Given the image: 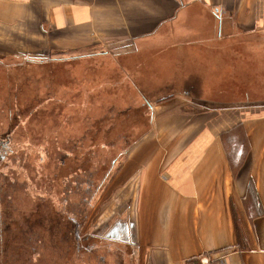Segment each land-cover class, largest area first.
Segmentation results:
<instances>
[{
	"label": "crops",
	"instance_id": "0c3cea01",
	"mask_svg": "<svg viewBox=\"0 0 264 264\" xmlns=\"http://www.w3.org/2000/svg\"><path fill=\"white\" fill-rule=\"evenodd\" d=\"M154 36L145 47L162 36L185 89L151 102L147 132L101 179L110 207L87 245L99 264H264V0H0V57L129 54Z\"/></svg>",
	"mask_w": 264,
	"mask_h": 264
},
{
	"label": "rangeland",
	"instance_id": "374dc122",
	"mask_svg": "<svg viewBox=\"0 0 264 264\" xmlns=\"http://www.w3.org/2000/svg\"><path fill=\"white\" fill-rule=\"evenodd\" d=\"M188 37L184 45L194 43ZM152 39L136 41L129 54L97 46L0 57V264H99L87 239L110 207L96 200L100 181L140 138L151 102L186 85L178 71L168 74L180 67L164 65L162 36L145 47ZM70 144L83 149L64 153Z\"/></svg>",
	"mask_w": 264,
	"mask_h": 264
},
{
	"label": "trees",
	"instance_id": "16d2710c",
	"mask_svg": "<svg viewBox=\"0 0 264 264\" xmlns=\"http://www.w3.org/2000/svg\"><path fill=\"white\" fill-rule=\"evenodd\" d=\"M51 74L53 75L54 73L53 72H51ZM47 99V100H46ZM45 100H44V102H45V104L46 103H49V101L52 99V98H50V97H47ZM142 106V105H141ZM123 112L125 113V111H118L117 113H121V114H123ZM143 123H145L146 125H145V127H144V131H143V133L144 132H147L146 130H148V124L145 122V121H143ZM111 124V123H110ZM99 125V127H100V131L101 132H107V130H105V128H103L102 127V123L101 124H98ZM107 125H109V124H107ZM57 126V125H56ZM95 130V129H94ZM142 133V134H143ZM84 138H85V136H84ZM237 138L238 139H240V140H243L245 137H244V134H240L239 136H237ZM223 139H224V141H225V143L227 142V146H228V148H229V155H231L232 154V151H231V149L230 148H232L231 147V144H230V140H229V137H228V134H225L224 136H223ZM80 142H82V141H80ZM51 144L52 145H55V146H57L58 144H57V142L55 141V139L53 138V140H52V142H51ZM57 144V145H56ZM78 145H84V144H78ZM66 146V145H65ZM65 146H63L62 147V149H63V152L64 153H68V154H74L75 153V149H83L82 147H75L74 145H72V144H70V146H71V148H69V147H65ZM88 148L89 147H92V146H87ZM129 151V149H127L126 151H123L124 153H126V152H128ZM122 152V151H121ZM124 153H122V154H124ZM122 154H120V155H122ZM119 155V156H120ZM59 159H61L63 162H65L66 161V159H65V157L64 158H61L62 156L61 155H59ZM117 159V158H116ZM115 159V160H116ZM64 166V165H63ZM99 182H97V184H98ZM100 183H101V181H100ZM3 184V183H2ZM1 184V185H2ZM252 190V189H251ZM94 196V195H93ZM85 199H86V197H85ZM87 204V203H86ZM73 221V220H72ZM71 225H73V224H71ZM236 225H237V232H238V235H239V238L241 239V231H240V228H239V226H238V221H237V223H236ZM71 229V228H70Z\"/></svg>",
	"mask_w": 264,
	"mask_h": 264
},
{
	"label": "built area",
	"instance_id": "2783aa9c",
	"mask_svg": "<svg viewBox=\"0 0 264 264\" xmlns=\"http://www.w3.org/2000/svg\"><path fill=\"white\" fill-rule=\"evenodd\" d=\"M201 264H229L226 260L222 261H209L206 258H202Z\"/></svg>",
	"mask_w": 264,
	"mask_h": 264
}]
</instances>
